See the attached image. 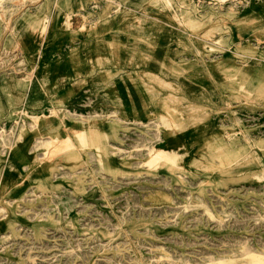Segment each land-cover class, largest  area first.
<instances>
[{
	"label": "rangeland",
	"instance_id": "1",
	"mask_svg": "<svg viewBox=\"0 0 264 264\" xmlns=\"http://www.w3.org/2000/svg\"><path fill=\"white\" fill-rule=\"evenodd\" d=\"M254 1L88 0L72 14L63 0H0V186L5 172L21 174V198L0 203V222L10 220L0 231V264H264V63L222 60L232 47L264 60V30L236 24L246 12L264 22V2L250 10ZM74 17L83 18L82 32L106 18H140V27L158 18L184 31L221 85L203 135L190 141L195 149L187 147L189 123L174 112L169 123L122 126L108 104L104 119L54 110L42 124L18 121L37 81L38 49L52 32L67 36ZM11 145L20 162H11Z\"/></svg>",
	"mask_w": 264,
	"mask_h": 264
},
{
	"label": "crops",
	"instance_id": "2",
	"mask_svg": "<svg viewBox=\"0 0 264 264\" xmlns=\"http://www.w3.org/2000/svg\"><path fill=\"white\" fill-rule=\"evenodd\" d=\"M263 2L264 0H255L249 9L255 10ZM88 3V0H63V4L72 9V14L78 8H86ZM246 13L248 18H238L236 24L243 23L241 28H237L257 34L264 30V22L258 18L257 13ZM139 21L140 18H106L101 23L96 22L94 28L90 26L82 32L83 18L74 17L69 22L72 28L67 36H56L52 32L44 46L38 49L33 72V78L37 81L31 83L26 91L24 104L20 106V112L16 116L18 121L23 115L32 120L40 119L42 124L54 110L59 112L58 118L67 115L86 118L94 115L104 119L109 118L105 114L108 104H115L116 110L109 112L115 113L116 119L112 120L120 122L122 126L136 119L155 120L157 117L164 118L165 123H169L167 116L174 112L180 114L183 122L189 123L186 129L187 147L191 151L195 149L190 144L197 141L199 135H203L200 130L208 122L205 119L209 115V108L214 111L212 103L217 100V87L221 85L210 77L208 65L198 55L201 51H195L186 37H180V34H184L183 30L165 24L158 18H147L149 22L146 27H140ZM58 22V17L53 18L52 26L55 27ZM72 39L74 42H71ZM32 42L29 48L34 46L35 42ZM40 42L43 43V40L40 39ZM235 51L234 47L227 50L222 60H228L226 57L231 54L239 59L244 57L249 63H264V60L258 58V53L256 56H245ZM16 52L22 53L19 50ZM27 57L25 54L26 60ZM37 88L40 89L39 95L33 92ZM34 105L39 107L38 113H29V110L33 111ZM12 114H15L14 111ZM85 124L87 123L83 124V129L90 127L89 123L87 126ZM96 129L103 132L97 126ZM164 142L170 144L168 139H164ZM158 150L179 155L181 159L185 156L172 148ZM6 151L11 162H20L17 153L12 158V145ZM32 165L31 159L28 160L27 166ZM41 171L43 175L44 170ZM6 173L1 178L6 183L0 186V203L21 198V189H16L14 185L21 174L14 177L12 170L11 177L10 173L7 176ZM4 209L12 213L8 206L2 208ZM8 223L6 220L0 222V231Z\"/></svg>",
	"mask_w": 264,
	"mask_h": 264
},
{
	"label": "bare ground",
	"instance_id": "3",
	"mask_svg": "<svg viewBox=\"0 0 264 264\" xmlns=\"http://www.w3.org/2000/svg\"><path fill=\"white\" fill-rule=\"evenodd\" d=\"M160 155V154H159Z\"/></svg>",
	"mask_w": 264,
	"mask_h": 264
}]
</instances>
